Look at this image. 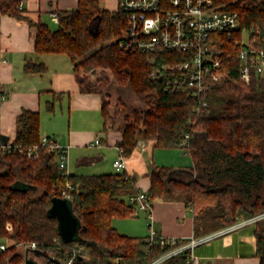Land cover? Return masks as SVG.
<instances>
[{
	"label": "trees",
	"instance_id": "1",
	"mask_svg": "<svg viewBox=\"0 0 264 264\" xmlns=\"http://www.w3.org/2000/svg\"><path fill=\"white\" fill-rule=\"evenodd\" d=\"M101 1L78 0L76 8L59 10L55 29L41 21L33 23L35 51L64 53L77 73L86 72L80 83L90 78L92 90L103 96L105 124L109 119L113 122L110 127L104 125L105 129L122 131L118 145L127 157L140 139L154 140L155 147H180L189 152L194 161L191 166L152 163L146 192L152 202L156 198L184 201L193 214L195 236L263 213L264 75L243 81L240 46L221 37L222 79L203 95L207 105L197 111L199 99L186 89L166 91L162 78L150 76L159 62L178 60L179 54H160L157 63L144 52L123 47L126 13L120 8L104 9ZM214 2L238 12L241 29L250 31L254 46L264 39V0ZM0 12L22 15L18 0H0ZM24 68L38 73L47 70L45 64L30 59ZM108 88L119 91L114 102ZM126 90L143 105H127ZM53 104L50 101L51 110ZM119 117L118 127L115 119ZM41 136L39 110L23 109L13 144L38 145L37 151L30 157L14 150L0 153V239L11 241L0 250V264H24L25 254L17 246L32 241L37 247L31 251L48 264H66L74 252V264H152L179 243H151L147 236L125 234L113 225L115 217L137 214L128 201L139 189L136 174L124 170L63 175L56 155L41 144ZM65 194L70 195V207L80 221L70 241L61 237L58 219L49 212L52 197ZM9 223L12 230L7 228ZM253 224L257 254L264 264V217ZM155 264L189 263L183 253Z\"/></svg>",
	"mask_w": 264,
	"mask_h": 264
},
{
	"label": "crops",
	"instance_id": "2",
	"mask_svg": "<svg viewBox=\"0 0 264 264\" xmlns=\"http://www.w3.org/2000/svg\"><path fill=\"white\" fill-rule=\"evenodd\" d=\"M22 4L21 17L2 15L0 18V87L7 91L8 98L0 108V142H12L18 131V117L23 109L39 110L40 132L63 144L70 145L69 171L78 174H101L115 172L113 167L106 170L108 153L110 157L117 154L118 142L122 139V131L105 129L110 127L111 120L105 124L101 104L103 96L92 90L89 80L81 85V73L74 69V63L64 53H38L34 40L37 32L33 23L41 21L55 29L58 22L52 19V10L76 8L78 0H18ZM101 7L115 10L119 8V0H102ZM30 59L43 63L47 70L42 73L25 71V62ZM89 82V84H88ZM68 100L70 113L73 111H101L103 128L100 131L106 137L97 136V129L89 126H70L67 134L48 125L50 112L56 110L59 100L61 107ZM53 101V109L49 108ZM99 131V130H98ZM100 139L99 143H95ZM94 143V145H92ZM91 148V149H90ZM154 140L140 139L133 154L127 158V171L136 174V186L147 191L150 186V167L152 163L164 164L156 160ZM92 149H95L91 151ZM172 149H181L180 147ZM162 154V153H160ZM161 156V155H160ZM173 166H185L186 164ZM105 166V167H104ZM111 166L113 162L111 160ZM93 167L96 170L90 171ZM149 219L145 213L138 212L128 217L113 218V225L122 233L128 218L139 215ZM118 223V226L114 222ZM153 225L157 232L166 237L190 238L195 236L194 219L191 209L182 200L156 198L153 201ZM119 226H122L119 228ZM214 232V231H213ZM213 232H201L196 237ZM135 235V234H134ZM145 235V234H144ZM142 235V236H144ZM6 241V239H1ZM31 251V250H30ZM194 252L199 263L206 264H260L257 254V238L255 225L247 224L236 229L211 237L198 244ZM25 257L36 256L33 252L24 251ZM34 258H38L37 256Z\"/></svg>",
	"mask_w": 264,
	"mask_h": 264
},
{
	"label": "built area",
	"instance_id": "3",
	"mask_svg": "<svg viewBox=\"0 0 264 264\" xmlns=\"http://www.w3.org/2000/svg\"><path fill=\"white\" fill-rule=\"evenodd\" d=\"M22 9V4L19 3ZM119 8L126 13L127 26L123 32L121 45L126 49L138 50L147 54L150 61L158 63V55L174 53L178 60H168L158 64L150 71L152 78H162L166 91L186 89L193 98L199 99L196 110L207 105L203 97L222 79L223 41L233 40L234 45L240 46L238 55L242 61L240 75L243 81H249L252 76L264 75V39L254 46L250 40V31L241 29L239 14L236 10L224 5L215 4L214 0H119ZM2 13L0 12V18ZM56 22L60 19L59 10L50 13ZM246 32L249 40H244ZM239 33V37L236 34ZM180 56V57H179ZM8 98L6 90L0 87V108ZM96 139L95 143H99ZM41 144L48 147L55 155L59 169L63 175L69 171L70 145L63 144L47 135L41 136ZM94 145V143H92ZM38 145L22 147L12 142H0V153L6 151L25 152L29 157L35 154ZM118 157L114 161L117 172L127 168V156L122 146H117ZM64 197L69 198V194ZM135 211L143 212L149 219V235L151 243H177L152 264L172 256L186 254L189 264L199 263L194 252L195 247L211 237L255 223L264 217V212L234 223L211 234L188 239L166 237L157 232L153 225V202L146 191L138 189L128 197ZM8 230L12 227L7 226ZM58 242L59 237L54 238ZM10 240L0 243V250H5ZM28 250L35 249L37 243H19ZM77 252L67 260L66 264H74Z\"/></svg>",
	"mask_w": 264,
	"mask_h": 264
},
{
	"label": "rangeland",
	"instance_id": "4",
	"mask_svg": "<svg viewBox=\"0 0 264 264\" xmlns=\"http://www.w3.org/2000/svg\"><path fill=\"white\" fill-rule=\"evenodd\" d=\"M248 38H249V34L246 32V34L244 35V40L246 42H248V40H249ZM85 73L86 72L82 71L80 75H87ZM88 74L90 75V73H88ZM90 77H91V75H90ZM89 80H90V78H89ZM108 90H109V88H108ZM109 91H110V97H112L111 99L114 102L116 100V97L118 96L119 91H116L115 88H112ZM123 98H124L125 103L127 105H132L135 107H141L143 105V103L134 94H132L128 90H126V93L123 95ZM111 107H112L111 109H113V107H115L114 104H112ZM119 107L121 109V106H119ZM69 109L70 108L68 106V100L67 99H66V103H64L63 107H61L60 101L58 100L56 102V110L54 112H50V119L48 120V125L56 128L57 130H59L61 132H63V134L65 135L68 133L70 126H76V124H78L80 126H89V124H91L93 127L98 128L97 133H96L97 136L106 137L105 133L103 131H100V129L102 130V128H103V124H102L103 119H102L101 111H84V112L73 111L71 114ZM109 120H111V119H109ZM115 120H116V126H118V127L121 126L122 118L119 117V118H116ZM112 123L113 122L111 120V124ZM93 150H95V149H92L91 151H93ZM155 153H156V157H157L156 160L158 162L165 163V165H168V164H174V165L186 164L185 166H191L194 164L192 156L189 154V152L185 148L172 149V148L157 147L155 150ZM160 153H162V154H160ZM106 155H107V158H105V159H107V161L104 163V165H107V168H108L106 170H110L113 167V169L115 171H117L115 166H114V161L118 157V151H117V154L115 157L114 156L110 157L111 153H108ZM111 160L113 162V166H111ZM89 170L92 171V170H96V169L91 167V168H89ZM122 171H124V170H122ZM139 216L140 217H138V218H128V220L125 221V224H126L125 230H127L128 232H131L132 235L135 234V236H142L144 234H145L144 236H147V235H149V227L147 225L148 224L147 218L142 214ZM9 224L12 227V224L11 223H9ZM114 224L118 226L117 220H116V222H114ZM121 227L122 226H119V228H121ZM1 242H4V240L0 239V243ZM10 243H11V241H10ZM17 248L23 254H24V251L31 252L30 250H28L24 246H20L19 244H18ZM36 256H32L31 254L28 255V257H33V258ZM28 257L26 256L25 258L27 259ZM37 257H38V260L42 264H48V263H45L40 256H37Z\"/></svg>",
	"mask_w": 264,
	"mask_h": 264
},
{
	"label": "water",
	"instance_id": "5",
	"mask_svg": "<svg viewBox=\"0 0 264 264\" xmlns=\"http://www.w3.org/2000/svg\"><path fill=\"white\" fill-rule=\"evenodd\" d=\"M51 200H52V205L49 209V212L53 216H56L58 219L61 237L65 241H70L74 239L80 229V221L74 215L70 207L69 198L53 196ZM54 259L55 258H52V260ZM24 264H42V263L36 258L28 257Z\"/></svg>",
	"mask_w": 264,
	"mask_h": 264
},
{
	"label": "flooded vegetation",
	"instance_id": "6",
	"mask_svg": "<svg viewBox=\"0 0 264 264\" xmlns=\"http://www.w3.org/2000/svg\"><path fill=\"white\" fill-rule=\"evenodd\" d=\"M38 259V258H37Z\"/></svg>",
	"mask_w": 264,
	"mask_h": 264
}]
</instances>
